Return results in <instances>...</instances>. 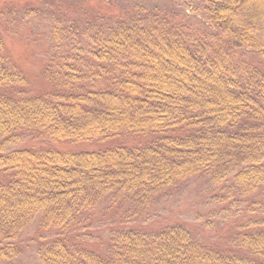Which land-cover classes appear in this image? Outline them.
<instances>
[{"label": "trees", "instance_id": "trees-1", "mask_svg": "<svg viewBox=\"0 0 264 264\" xmlns=\"http://www.w3.org/2000/svg\"><path fill=\"white\" fill-rule=\"evenodd\" d=\"M196 2L205 20L185 0H0V15L50 26L40 93L0 33V261L40 216L56 231L41 264H264V0ZM191 178L237 214L218 244L137 221ZM108 198L134 218L96 246L91 212Z\"/></svg>", "mask_w": 264, "mask_h": 264}, {"label": "rangeland", "instance_id": "rangeland-1", "mask_svg": "<svg viewBox=\"0 0 264 264\" xmlns=\"http://www.w3.org/2000/svg\"><path fill=\"white\" fill-rule=\"evenodd\" d=\"M54 1V0H49ZM56 1V0H55ZM65 4L75 0H57ZM181 0H178V2ZM183 1V0H182ZM164 2V1H163ZM192 3V4H191ZM1 4V3H0ZM50 4L48 1L43 5ZM185 12H193L196 19L206 18V14L200 9L201 4L196 0H185L183 5ZM17 15H0V33L3 38V51L9 56L13 64L26 76V89L29 93H40L49 89L47 81L43 77V69L47 62L49 49V20L45 14L39 18L27 17L22 19V12ZM193 14V13H192ZM25 146L55 148L62 151H74L82 149H98L103 145L90 143H53L48 140H24ZM14 148V147H12ZM227 207V203L211 199V183L204 179L191 178L178 190L171 191L170 195L162 199L153 215L148 218L140 217L145 221L146 229L165 227L166 225L180 222L184 224L201 242L206 244H218L220 238L229 233L227 226L232 220L237 219L234 209L226 216L219 208ZM127 209L126 205L118 208L108 199L100 201L91 216L92 225L88 232L92 244L98 246L107 240L111 226L119 222L122 213ZM122 218L123 221L131 220ZM142 224V223H141ZM120 225V224H117ZM56 235L52 228H45L41 217L37 216L22 231L17 240V254L8 260H1L0 264H41L37 256V248L41 239H49ZM103 243V244H104ZM101 246V245H100Z\"/></svg>", "mask_w": 264, "mask_h": 264}]
</instances>
